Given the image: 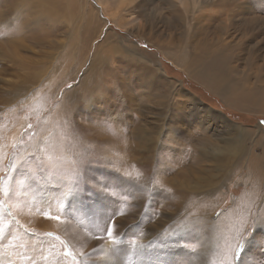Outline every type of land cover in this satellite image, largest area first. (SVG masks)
Instances as JSON below:
<instances>
[{"label":"rangeland","instance_id":"374dc122","mask_svg":"<svg viewBox=\"0 0 264 264\" xmlns=\"http://www.w3.org/2000/svg\"><path fill=\"white\" fill-rule=\"evenodd\" d=\"M39 1L0 0V264H236L245 230L237 264H264V0L112 1L123 26L100 0ZM85 173L129 199L73 202ZM113 212L115 254L90 231Z\"/></svg>","mask_w":264,"mask_h":264},{"label":"snow or ice","instance_id":"6c2138e0","mask_svg":"<svg viewBox=\"0 0 264 264\" xmlns=\"http://www.w3.org/2000/svg\"><path fill=\"white\" fill-rule=\"evenodd\" d=\"M261 123H264V121H262ZM10 167L13 170H16L17 165L12 164L10 165ZM90 180L93 181L92 188L87 187V184ZM121 180L123 181L122 185L109 184L107 180H100L95 177H90L87 175V173H85L84 176L79 178L78 190H70L68 193L65 194V196L71 197L73 202L79 199L82 193H92L93 195H98L101 197H115L118 195L117 190L119 189L120 190L119 195L125 201H127L129 199V193L127 189L132 186L127 184L122 178ZM0 192H2L3 195L8 197L9 199H11L14 195V189L0 188ZM0 203L3 202L0 201ZM118 214H122V213L113 212L110 215L103 217L101 222L93 223L90 228V231L92 232V236L94 239L103 240L107 238L109 244L112 246L110 250L114 254L118 250L117 245L122 243V241H120L117 238L118 233L116 232V226H115V218ZM44 215L48 219H56V220L60 219L59 217L49 216L47 213H44ZM2 232L3 229H0V234H2ZM245 234H246V230L245 232L239 233V239L236 241V246L231 250L232 251L231 260L236 261V264L241 259V255L245 247V243H246L244 239ZM129 244L133 247L134 250H136L137 246L134 240L130 241ZM163 246L167 247V244L165 243ZM65 255H70V253L65 251ZM108 260H109V264H111L112 257L109 256ZM74 264H78V262H74ZM229 264H231V261L229 262Z\"/></svg>","mask_w":264,"mask_h":264},{"label":"bare ground","instance_id":"6f19581e","mask_svg":"<svg viewBox=\"0 0 264 264\" xmlns=\"http://www.w3.org/2000/svg\"><path fill=\"white\" fill-rule=\"evenodd\" d=\"M41 1V3H42V6L44 7L45 5H47L46 3H48L49 1H50V3H51V1L52 0H40ZM39 1V2H40ZM112 1H114V4L116 5L115 7L116 8H121L122 7V5H124V4H127V5H129V4H132L133 2H135V1H137V0H100V2L103 4V8H104V10L107 12V14L113 19V22H117L116 24H118V25H120V26H123V23L122 22H119L118 21V19H117V16L118 15H116L117 13H115V12H113V10H112V5H111V3L110 2H112ZM237 0H219V2L218 3H215V4H217L216 6H214V8H212V10L213 9H217V7L220 5V3H222V4H224V5H232V4H235V2H236ZM185 3H186V0H185ZM188 4V3H187ZM74 5V4H73ZM117 5H119L118 7H117ZM45 8V7H44ZM47 9V8H46ZM48 9H50V8H48ZM117 12V11H116ZM226 12H227V10H226V8H223V14H222V17H224V16H226ZM119 13V12H118ZM49 14V13H48ZM230 14V11L227 13V15H229ZM240 14H244L243 12L242 13H238L237 11H236V9L234 10V15L232 14L231 15V17L232 18H228L227 20H226V17H225V20H226V22H227V24H223V20H218V18L217 17H211L209 20H211V21H214V20H218V22L216 21V24H218V26L217 27H215V29H216V31L218 32V33H220V32H222L223 31V33H226V31L228 30V26L229 27H231V23H232V20L234 19L235 20V18L236 17H239L240 16ZM237 19H239V18H237ZM208 23V22H207ZM206 23V24H207ZM239 23V22H238ZM205 24V25H206ZM245 24V23H244ZM204 25V26H205ZM220 25H223V26H220ZM203 26V25H202ZM223 27V28H222ZM206 28V27H205ZM204 29V28H203ZM234 29V28H233ZM205 30V29H204ZM235 31V30H234ZM229 32V31H228ZM227 32V33H228ZM248 32V31H247ZM223 33H221L222 35H223ZM249 34V33H248ZM251 34V33H250ZM212 35V34H211ZM245 35H247V34H245ZM207 36V35H206ZM232 36V35H231ZM230 36V34L228 35V39H229V37H231ZM213 39H214V37H212ZM211 38V39H212ZM216 39V38H215ZM235 39V38H234ZM217 40V39H216ZM226 40V39H225ZM203 41V40H202ZM207 41V40H206ZM221 41V40H220ZM204 42V41H203ZM210 42V41H209ZM212 42V41H211ZM213 43H215V42H213ZM222 43V42H221ZM225 43H227V42H225ZM209 44V43H208ZM218 44V43H217ZM216 45V44H215ZM208 46V45H207ZM202 47H203V45H202ZM206 47V46H205ZM208 47H210V46H208ZM221 47H223V48H227L226 47V45L225 44H221ZM207 48V47H206ZM209 49V48H208ZM218 49H219V47H218ZM222 49V48H221ZM202 50V49H201ZM205 50H207V49H205ZM224 50V49H223ZM217 51V50H216ZM215 51V52H216ZM221 51V50H220ZM220 51L219 52H217V53H220ZM201 51H199V53H200ZM203 53V52H202ZM201 53V54H202ZM214 53V52H213ZM223 53V52H222ZM221 53V55H222V57H220V58H218V59H212V61L210 62V64H208V66H206L207 67V70L206 71H210V69H209V67L210 66H217V65H219V64H221V63H223V64H226V66L229 64V60H231L232 58L231 57H229L228 55H226V53H224V54H222ZM200 54V55H201ZM233 54V53H232ZM210 55V54H209ZM212 55V54H211ZM210 55V56H211ZM206 56H207V54H206ZM209 57V56H208ZM234 57V56H233ZM202 58H204V57H202ZM240 58V57H239ZM238 59V58H237ZM202 60V59H201ZM191 61V60H190ZM195 61V60H194ZM193 61V62H194ZM197 61V60H196ZM204 61H205V59H204ZM201 62V61H200ZM188 63V62H187ZM179 64H182L181 66H184V68L183 69H188L187 68V66L186 65H184L185 63H182L181 61H179ZM199 64H201V63H199L198 62V65ZM195 65V64H194ZM193 65V66H194ZM205 65V64H204ZM221 66H222V64H221ZM201 67V66H200ZM220 67V66H219ZM198 68V67H197ZM185 69V70H186ZM192 69H195L194 67H192ZM204 69H198V73L196 74L197 76H201V75H203V74H205V70ZM217 70V69H216ZM225 70V69H224ZM223 70V71H224ZM195 75V76H196ZM205 76H206V74H205ZM211 76V75H210ZM212 76H214V75H212ZM211 76V77H212ZM215 77V76H214ZM217 77V76H216ZM224 77H226L225 75H224ZM222 78V79H224L225 80V78ZM209 78V77H208ZM214 79H216V78H214ZM217 80V79H216ZM207 82H209V80L207 81ZM210 82H211V79H210ZM215 82V81H214ZM225 82V81H224ZM224 87H226V86H224ZM256 104V103H255ZM259 106H260V104H259ZM258 106V107H259ZM235 132V131H234ZM243 133V132H242ZM239 135V134H238ZM71 140V139H70ZM262 140V139H261ZM69 141V140H68ZM264 140H262V142H263ZM226 142V141H225ZM70 144H72L71 142H69ZM69 143L67 144V143H65V144H63V145H61V147L62 148H60V149H62V151H63V147L64 148H70V145H69ZM257 145V144H256ZM219 147L220 146H218V148L217 149H219ZM262 150H261V153H262V157H263V155H264V146H261L260 147ZM221 149V148H220ZM224 149V148H223ZM228 149V148H227ZM235 150H237V153L236 154H238L239 152H240V146H234L233 148L232 147H230V150L229 151H231L233 154H234V151ZM61 151V152H62ZM75 151H76V148H75ZM215 151V150H214ZM217 151V150H216ZM226 151V150H225ZM241 151H242V149H241ZM255 151H256V148H255ZM223 152V151H222ZM230 152V153H231ZM236 152V151H235ZM214 153V152H213ZM226 153V152H225ZM228 153V152H227ZM231 153V154H232ZM73 154H75L74 152H73ZM221 154V153H220ZM225 155V154H224ZM89 156V155H88ZM251 156V155H250ZM224 157V156H223ZM253 161H256V163H258V162H260L261 160L259 159V158H257L256 156L255 157H253V159H252ZM255 163V162H254ZM252 164V163H251ZM251 167H252V165H251ZM259 171V170H258ZM258 171H257V173H258ZM258 174H260V173H258ZM256 176V175H255ZM258 176V175H257ZM262 177V176H261ZM254 180H256V179H254ZM260 183V182H259ZM254 191V190H253ZM253 191H251V192H253ZM246 196V195H245ZM260 197V196H259ZM244 198V197H243ZM248 200H249V198H247ZM251 200V199H250ZM240 201V200H239ZM246 201V200H245ZM255 201V200H254ZM240 202H243V200L242 201H240ZM251 202V201H250ZM246 203V202H245ZM252 203V202H251ZM254 203V202H253ZM240 204V203H239ZM250 204V203H249ZM242 205V204H241ZM250 205H252V204H250ZM243 206V205H242ZM204 207V206H203ZM236 207V206H235ZM238 207V206H237ZM244 207V206H243ZM242 207V208H243ZM235 209V208H234ZM263 209V208H262ZM262 209H261V211H262ZM236 210V209H235ZM260 210V209H259ZM232 211V210H231ZM236 214H235V212L233 213L232 212V214H223L221 217H220V220H224L225 219V222H230L233 218H234V216H235ZM205 220V219H204ZM206 221V220H205ZM205 224V223H204ZM226 230H227V227H226ZM230 231V230H229ZM171 236V235H170ZM174 240V239H173ZM77 253V252H76Z\"/></svg>","mask_w":264,"mask_h":264}]
</instances>
